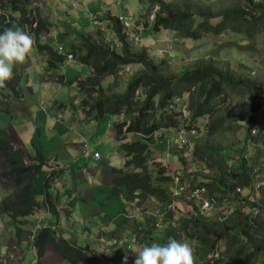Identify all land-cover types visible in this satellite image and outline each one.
Here are the masks:
<instances>
[{
  "label": "trees",
  "instance_id": "16d2710c",
  "mask_svg": "<svg viewBox=\"0 0 264 264\" xmlns=\"http://www.w3.org/2000/svg\"><path fill=\"white\" fill-rule=\"evenodd\" d=\"M145 1L147 2L145 12L139 15V18L144 20L137 25L147 27V31L151 32L172 31L187 39L198 40L210 34L221 36L227 30L239 33L244 31L251 36L250 30L264 26V0H244L241 8L226 9H217L212 2L206 3L204 0ZM155 7L157 9L153 12L154 18L149 21L147 17L152 14ZM103 20L115 36V40H107L105 31L99 28L94 34L95 37L85 32L77 39L70 41L68 53L74 60L89 68V74L79 80L76 79L78 90L83 94L80 108L88 117L102 118L109 114L117 118L113 121V130L124 152L126 171L111 170L114 173L118 172L119 175L111 177L107 199L122 196L127 202L135 201L137 205L149 198L161 202L162 207L159 212L165 223L162 234L155 237L152 233L151 222L156 219L154 215L149 218L140 215L138 220L141 222L139 226L136 223L134 241L140 247L158 241L165 243L168 237L177 239L179 234L185 233L193 243L195 240L193 252L202 262L201 264H255L256 259L258 264H264L262 250L264 248V188H261L258 194L262 195L259 201L256 198L254 201L245 199L246 195L250 194L252 175L249 171L252 168L246 167L243 158L237 170L226 168L225 165L220 166L225 168V173L230 174L239 185H244L240 196L242 195V198L247 201L246 205L243 203L242 205L236 199L238 207L247 206L248 212L245 215L246 218L232 231L227 223L214 221L215 214L206 215L191 200L189 202L192 205V211L174 215L170 204L173 199L184 194L185 187L189 188V185L185 184L189 179L180 177V182L176 183L174 190L170 191L171 182L175 181L174 176L168 172L167 163L163 161V158L165 161L167 159L164 154H161L160 158L159 149L148 143L149 140L156 142L155 133L164 128L167 130L194 129L190 121L202 116H211L218 111V107L229 98V90L237 87L236 83L215 66L212 59L206 62L200 60L194 66H183L181 71L167 74L161 68L164 60L153 59L146 47L133 50L128 42L125 25L119 16L107 12ZM13 23L34 35L38 50H45L50 55L49 62L52 58L62 59V54L52 49L48 43L41 42L40 36L48 30L50 23L42 16L40 8L33 4V0H0V31L4 27H11ZM136 64L140 65L142 70L135 71L131 73L130 78L122 80L120 74L124 68L133 67ZM121 83L122 86L118 87ZM250 85L253 92L251 109L245 111L246 114L243 110L240 111L242 119L249 121V124L245 125L248 134L257 121L256 114L259 107L264 103V84ZM185 93H188L189 97L186 107L188 115L184 113L183 108L177 107ZM221 120L222 117L218 116L211 120V125H206L209 133L217 130L215 125ZM260 121L264 119L260 118ZM237 127L232 126V129ZM128 135L141 137L127 139ZM260 140L264 142V135L256 142ZM8 146L10 145L0 142V148ZM194 147L196 152L198 144ZM152 152L157 154L159 160L152 161L150 158ZM259 153L264 151L255 150V154ZM178 159L183 161L184 157L180 155ZM23 170L22 166H14L9 173L13 175ZM165 184H168L169 189L164 187ZM188 184L193 190L204 187L209 195H213L215 191L225 190L222 189L223 182L218 176L203 175L196 187L191 185V181ZM176 186L181 188L177 191ZM245 188L249 189V192L243 195ZM234 194L239 196L237 190ZM216 197L226 202L223 195ZM29 198L32 201V210L37 203L33 194ZM76 200L77 197H73L72 204ZM48 208L52 213L58 209L53 205ZM256 213L259 216L254 218ZM250 230L252 233H249ZM252 234L255 236H251ZM242 235H245V238H240ZM220 240L225 242L221 250L216 248ZM47 242L52 243L62 257L68 259L71 264H82L87 245L73 243L65 236L56 235L53 230L45 227L38 233L35 240L38 256L43 254ZM217 254L218 257H215ZM124 255L125 253L122 254L121 264H123ZM261 255L262 258H260ZM128 257V264H133V254L128 252ZM196 264L200 263L197 261Z\"/></svg>",
  "mask_w": 264,
  "mask_h": 264
},
{
  "label": "crops",
  "instance_id": "0c3cea01",
  "mask_svg": "<svg viewBox=\"0 0 264 264\" xmlns=\"http://www.w3.org/2000/svg\"><path fill=\"white\" fill-rule=\"evenodd\" d=\"M33 4L50 23L45 35L40 36L41 42L48 43L63 57L61 60L52 58L49 62L50 55L35 45L26 61L15 67L12 80L0 88V142L10 145L0 148V264H71L50 242L38 256L35 244L38 233L46 227L73 243L77 240L69 239L72 234L83 239L85 233L81 227L94 226L85 222V216H92L96 208L98 211L94 215H103L105 203L110 201L107 199L110 179L119 175L110 171L126 169L124 152L115 138L113 124L109 125V134L103 130L98 132L104 119L108 123L109 117L113 121L117 118L109 114L102 118L88 117L80 108L83 94L78 90L76 79L89 74V68L66 56L68 43L85 32L95 37L99 28L105 31V38L112 34L103 20L107 12L119 16L123 24L136 23L140 35L148 28L137 25L144 10L135 11L136 17L131 20V9H121L116 14L110 10L109 0H33ZM93 16L99 19L98 24H93ZM11 27L18 26L13 23ZM49 30V35L56 32L62 50L54 43V38L46 34ZM107 40L113 41L115 36ZM109 143L111 146H107ZM84 144L90 155H84ZM104 146L107 155L102 150ZM94 151L99 152L98 159L91 156ZM109 155L113 156L109 159ZM116 157L118 166L112 164ZM163 161L168 165L167 160L163 158ZM14 166H22L24 170L12 175L9 172ZM261 172L252 175V182L258 180L256 178L264 179ZM261 188H264V182H261ZM32 194L37 204L31 210L29 197ZM75 196L77 200L72 204ZM202 197L216 198L218 206L223 202L215 195H209L206 189ZM116 199L133 203L122 196H116ZM52 205L58 208L55 213L48 208ZM128 221L131 219L125 221L127 229L121 230L124 238L131 239L120 242L121 246L127 244L130 247L135 233ZM104 222L107 221L104 219Z\"/></svg>",
  "mask_w": 264,
  "mask_h": 264
},
{
  "label": "rangeland",
  "instance_id": "374dc122",
  "mask_svg": "<svg viewBox=\"0 0 264 264\" xmlns=\"http://www.w3.org/2000/svg\"><path fill=\"white\" fill-rule=\"evenodd\" d=\"M204 1L206 3L212 2L213 6L217 9H226L241 8L244 0ZM146 3L145 0H109L110 10H114L116 14H118L121 9H125L126 11L131 9V16H129L131 20L136 17L135 11L138 12L139 8L145 11L147 7L145 6ZM156 9L155 7L152 14L148 15L147 19L149 21L153 20V12ZM143 20L144 19H140V22ZM125 31L127 33L128 42L133 50L146 47L149 55L153 59L156 61L164 60L161 68L164 69L167 74H175L181 71L183 66H194L195 63L200 60L206 62L208 59H212L214 65L229 75L236 83L235 86L237 87L229 90V98L223 102L224 104L222 103L223 105L221 104L222 106L220 105L221 107L219 106L220 108L218 107V111L211 116H202L196 118L194 121H190V125L194 126V129L186 130L181 128V130H167L164 128L163 131H157V134L155 133V138L160 137L157 142L148 141L151 146L159 149V157L161 154H164L168 165H170V173L174 176L175 181L171 184L170 191L174 190L176 183L180 182V177L187 178V180L189 179L188 182L191 181V185L195 187L198 181L202 179L203 175L208 177L218 176L222 179V189L225 190L223 192L215 191L213 195H223V198H226V202H222V205L219 206L220 208L217 207L212 212L207 210L203 211V213L206 215L209 213L215 214L216 219L214 221L218 223H227L233 231L235 226L239 225L238 223L246 218L245 215L248 212L247 206V208L238 207L236 199L240 204L243 203L246 205L247 201H245V199L252 197L254 200L256 198V200L259 201L262 196L258 194L261 189V182H264L263 178H256L258 180L252 182L249 187L250 194L246 195V198L243 199L240 193H242L244 185H239L236 180L232 179L230 174L225 173V168H220V166L225 165L226 168L237 170L241 166V160L243 158L246 167L252 168L251 171H249L251 175H256L259 171H262L260 175L264 174V153L255 154V150L257 149L264 151V142L262 140L256 142L258 138L264 135V133H262L264 132V121H260V118L264 119V103L258 109L256 114L257 121L255 125L250 128V134H248L245 128V125L249 124V121L243 120V117L240 116L241 110L245 113V111L251 109V97L253 92L251 91L250 84H264V50H259L253 39L257 32H264V26L261 25L250 30L252 33L251 36H248L244 31L239 33L238 31L227 30L221 36L210 34L198 40H190L179 33L163 30L161 33L151 32L149 30L140 35L139 28H136V23L131 24L130 21L125 25ZM112 36L113 35L110 34L106 36V39H108V37L111 39ZM140 70H142V67L137 64L133 67H125L122 74H120V78L122 80L128 79L131 73ZM121 86L122 83L119 84L118 87ZM188 103V93H185L177 105V107L184 109L183 111L186 115H188V111L186 110ZM218 116H221L222 120L215 125L217 130L209 133L206 125H211V120ZM108 120L107 123L104 119V123L98 126V132L100 130L106 132L109 129V125L113 124V119L109 117ZM232 126L238 127L232 129ZM106 133L109 134L108 131ZM159 134L162 135L158 136ZM137 136L141 137L140 135H132L131 137L128 135L127 139L136 138ZM255 142L258 144V147H256ZM113 144L116 145L114 142ZM195 144H198L196 152L194 150ZM207 145H210V147H207ZM105 146L102 150L104 151V155H107L109 153ZM107 146H111L110 143ZM25 149L27 150L28 146H26ZM154 152H152L150 156L152 161L158 160V156ZM114 154L116 153L114 152ZM180 155L184 157L183 161L178 159ZM112 156L113 155H109L108 158L110 159ZM62 164H66V162L62 161ZM112 164L116 166L120 165L118 157L114 158ZM188 182H185V184L186 186L189 185V188L186 189L185 187L184 194L177 199H173L170 204L171 210L176 216L192 211V205L189 200L198 205V207L200 206V208L204 207L203 204L200 205V194H197L196 190H193ZM164 187L168 188V184H165ZM180 188L181 187L176 186L177 191ZM249 189L245 190L243 195L247 194ZM235 190L238 191L240 199H238L239 196H235ZM230 198H232V200ZM105 199L106 197H104V200ZM105 205L106 207L103 215L95 216L94 213L98 211V208H96L94 209L95 211L92 212V216H85L87 217L85 222L94 226H90L88 229L85 226L81 227V231L85 233L83 239H79V237L74 236V234L69 238L72 241L77 240V242H80L79 244L83 246L87 245L86 255L82 264H121V257L125 250L128 251L132 247H138L135 241H132L130 247H127V244L121 246V239L124 243V240L127 241L130 238H124L125 236H123L121 230L122 228L127 229L125 221L128 219H131V221H128V224L135 230L137 227L136 223L139 226L141 222L138 220L140 215L147 218L154 215L156 219L151 222V224H153V235L159 237L163 232L165 223L163 222L162 214L159 212L160 207H162L160 201L149 198L137 205L136 202H121L115 197L111 198ZM107 205L110 206L107 207ZM101 208L103 209L104 207ZM210 208L211 206H209V209ZM197 212L200 211L197 210ZM257 214L258 213L255 214L254 218L259 216V214ZM132 215H135V217H132ZM95 219L97 220L96 223ZM104 219L107 222H104ZM75 223L76 222H72V224ZM249 233H252V230H250ZM251 236L255 235L252 234ZM240 238H245V235H242ZM177 239L187 242L192 249H195V240L193 243L192 239L186 236L185 233L179 234ZM128 243H130V241ZM157 243L160 242L158 241ZM223 246H225V242L224 240H220L217 242L216 248L221 250ZM262 250L264 251V248H262ZM215 257H218V254ZM260 258H262V255ZM197 261L200 264L202 263L194 255V264H196ZM255 264H257V259L255 260Z\"/></svg>",
  "mask_w": 264,
  "mask_h": 264
},
{
  "label": "clouds",
  "instance_id": "9594fccd",
  "mask_svg": "<svg viewBox=\"0 0 264 264\" xmlns=\"http://www.w3.org/2000/svg\"><path fill=\"white\" fill-rule=\"evenodd\" d=\"M253 39L256 47L264 50V32H257ZM34 45V35L22 27H4L0 31V88L12 80L15 67L26 61ZM128 251L134 256L133 264H194L192 247L175 237H168L165 243L154 242ZM128 251L123 264H128Z\"/></svg>",
  "mask_w": 264,
  "mask_h": 264
},
{
  "label": "built area",
  "instance_id": "2783aa9c",
  "mask_svg": "<svg viewBox=\"0 0 264 264\" xmlns=\"http://www.w3.org/2000/svg\"><path fill=\"white\" fill-rule=\"evenodd\" d=\"M92 22H93V24H98L99 23V19L96 16H93L92 17ZM124 24L126 25L127 23L125 22ZM46 34L49 35L50 34V30ZM49 36H52L54 38V40H55L54 43H58L57 42V35H56V32L55 31H52L51 32V35H49ZM58 48H59V50H62L63 49V47L59 43H58ZM66 56L69 59L73 60V56L71 54L67 53ZM83 150H84V155H90V152L87 150V145L86 144L83 145ZM91 156L93 158H95V159H98L100 157V154H99L98 151H94L93 153H91ZM256 186H258V185H256ZM204 191H205V188H203V187H201L199 189H196V193L197 194L199 193L200 194V197L202 199V200L200 199V205H202V204L204 205L203 208H200V206H199V210L200 211H207V210H211V209L217 208V207L220 208L218 206V202H217V199L216 198H214V197L203 198L202 197V193ZM248 199L250 201H253L254 200L252 197H249ZM209 206H211L210 209H209Z\"/></svg>",
  "mask_w": 264,
  "mask_h": 264
}]
</instances>
